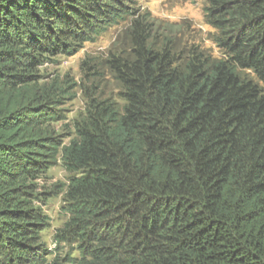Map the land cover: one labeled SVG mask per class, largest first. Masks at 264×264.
<instances>
[{
  "label": "trees",
  "instance_id": "16d2710c",
  "mask_svg": "<svg viewBox=\"0 0 264 264\" xmlns=\"http://www.w3.org/2000/svg\"><path fill=\"white\" fill-rule=\"evenodd\" d=\"M221 59L181 63L142 18L108 65L118 111L91 100L75 137L51 131L58 93L36 69L127 14L124 0H0V264H45L36 181L61 161L76 256L51 264H264V0H206ZM73 252V253H74Z\"/></svg>",
  "mask_w": 264,
  "mask_h": 264
},
{
  "label": "rangeland",
  "instance_id": "374dc122",
  "mask_svg": "<svg viewBox=\"0 0 264 264\" xmlns=\"http://www.w3.org/2000/svg\"><path fill=\"white\" fill-rule=\"evenodd\" d=\"M128 14L118 19L111 27L88 43L79 51L70 54L58 53L44 65L36 69L40 80L38 84H54L64 91L58 93L57 106L52 110L53 121H49L50 131L58 136L63 145L74 137V125L84 119L88 103L104 102L121 111L125 105L121 97V86L114 79L108 65L111 56L129 58V26L134 18H142L144 27L151 29L150 42L156 50L167 46L181 63L192 51L201 53L210 60L222 58L223 52L213 41L216 31L206 25L204 8L206 0H124ZM264 91V84L253 75L245 73ZM70 174L61 161L48 169L36 181V194L32 205L46 218L47 227L40 234V244L45 247V264L54 259L62 260L72 254L73 246L54 242L58 229L68 219L64 210L63 197L68 186ZM74 252V253H73Z\"/></svg>",
  "mask_w": 264,
  "mask_h": 264
}]
</instances>
